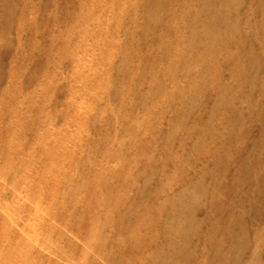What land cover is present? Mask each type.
Masks as SVG:
<instances>
[{
	"label": "rangeland",
	"instance_id": "374dc122",
	"mask_svg": "<svg viewBox=\"0 0 264 264\" xmlns=\"http://www.w3.org/2000/svg\"><path fill=\"white\" fill-rule=\"evenodd\" d=\"M0 264H264V0H0Z\"/></svg>",
	"mask_w": 264,
	"mask_h": 264
},
{
	"label": "bare ground",
	"instance_id": "6f19581e",
	"mask_svg": "<svg viewBox=\"0 0 264 264\" xmlns=\"http://www.w3.org/2000/svg\"><path fill=\"white\" fill-rule=\"evenodd\" d=\"M115 207H116V210L119 211V210L121 209V204H120V202H117V204H116ZM106 245H108V244L106 243L105 246H106ZM101 246H102V244H101ZM111 253H112V252H111Z\"/></svg>",
	"mask_w": 264,
	"mask_h": 264
}]
</instances>
